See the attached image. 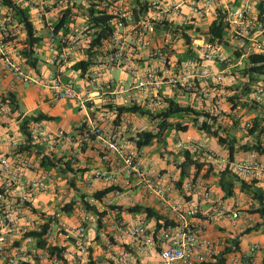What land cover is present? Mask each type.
I'll use <instances>...</instances> for the list:
<instances>
[{
    "label": "built area",
    "instance_id": "obj_1",
    "mask_svg": "<svg viewBox=\"0 0 264 264\" xmlns=\"http://www.w3.org/2000/svg\"><path fill=\"white\" fill-rule=\"evenodd\" d=\"M248 1L241 8L223 11L227 31L228 34H232L234 44L243 46L245 40H248L251 49L257 53H264V39H257L259 35H264V23L255 18L252 6L253 2L261 0ZM12 2L18 6L34 8L30 0H12ZM122 2L123 0H96L93 5L97 11L112 17L111 24L114 31L99 49L104 52V56L101 61L95 63L96 69L89 72L88 90H79L73 81H65L63 75L66 65L74 54L81 49L89 48L91 41L87 42L84 35L65 36L56 31L53 23L48 24L49 48L52 54L51 64L56 70L46 77H35L29 71L17 68L11 61L9 50L15 47L21 25L13 16L0 18V58L5 63V72L28 84L43 83L51 89L53 99L76 101L82 109H87L88 104L94 103L96 97H109L112 101L128 90H136L140 93L132 97V105L151 112H157L165 106V99L160 93L163 87H168L176 93L196 94L202 101L208 102L204 111L216 118L214 126L221 127L222 135H225L226 130L241 129L253 139L251 144L257 145L259 149L245 151L243 157H239L236 151L234 159H231L227 147H224L227 153L220 154L203 143L177 141L174 146L175 151L183 159L186 152L190 153L204 164L203 169L213 177H221L223 172L229 171L237 179L251 184L253 189L264 193V125L262 123L263 128L251 135L249 132L253 129V118L244 120L240 114L245 106L262 104L264 78L234 108V104L228 99L236 91L202 85L210 82L220 84L228 71L213 72L210 68L202 66L201 61L226 63L228 68H231L229 58L223 55L220 46L209 43L195 45L199 49L197 60L178 61L175 72L167 71V68L174 65L169 53L174 51L175 43L182 37L180 33H176L178 27L173 29V25L164 22L161 18L168 13L181 15L183 10L181 5L164 0H151L150 4L139 3L133 10L123 7ZM216 2L217 0H187L186 9L189 17L186 21L192 30L196 32L202 29L209 11ZM39 10L41 17H46L49 13L45 5ZM166 25L169 26V30H165ZM157 26L163 29L164 36L161 38V43L153 48L152 34L155 33ZM57 41L60 42L61 47H58ZM142 59L146 64L142 69L137 70L135 61ZM115 69H123L131 74L133 82L128 90L119 83L113 86V81L106 83L105 86L98 84L103 76ZM150 121L155 131L159 120ZM139 132L142 131L137 129L133 135ZM256 137L259 138V143ZM63 140L78 147L102 141L103 159L109 163L110 170L104 173L96 172L94 177L109 184L113 188L115 197L127 196L123 188H139L143 193L155 197L160 202L164 214L174 222V225L158 230L145 222L130 224L107 214L101 217L95 215L107 229H100L99 235L92 238L88 225L92 222L95 212L83 207L79 211V223L76 226L58 225L56 229L51 227L46 236L48 246L60 247L52 243L55 237L74 242L76 252L73 256V264H91L90 254L94 240H99L100 246L111 256L113 264H138L132 253L126 251L127 245L144 257H158L159 264H219L220 244L208 236L209 223L225 217L233 227L241 229L243 233L256 227L258 222L264 225V218L253 213L260 208V204L252 197L253 204L244 209L217 199L213 200L211 208L205 212L198 204L192 205L185 198L180 204H174V196L179 191V174H167L165 180V176L154 174L145 168L140 162L141 150L138 149L136 142L121 133L106 132L101 118H84L77 125L75 135L59 131L56 134L49 133L45 138L52 149L58 147ZM24 144L25 142L17 141L14 142L15 148L12 150L0 149V264H66L57 255H51L47 249L38 248L37 241L29 235L45 221L32 216L33 197L35 194L47 191L52 177L41 174L30 181L27 180L26 173L36 171L37 166L26 151H20L19 148ZM182 162L178 164V168ZM73 163L77 164L74 159ZM237 185L241 188L240 183ZM182 188L186 195H191L197 188H201L204 200L210 201L214 198L212 183L199 180L196 171L190 173L184 180ZM243 192L248 194L249 191L243 190ZM89 203L97 208L96 199H92ZM98 212L106 213L104 208ZM62 213H57L56 217L60 219ZM201 217H204V220ZM233 246V253H228L230 260L222 264H258L257 255L261 251L259 244H252L247 251L241 253L237 251V246ZM64 259L67 261L65 253Z\"/></svg>",
    "mask_w": 264,
    "mask_h": 264
},
{
    "label": "crops",
    "instance_id": "obj_2",
    "mask_svg": "<svg viewBox=\"0 0 264 264\" xmlns=\"http://www.w3.org/2000/svg\"><path fill=\"white\" fill-rule=\"evenodd\" d=\"M34 5V8L21 5V7L29 8L31 21L34 25L36 31V36L41 40L40 46L37 48V54L39 58L38 70L33 69L28 63L27 59L24 57L22 51L25 48V40L27 38L26 32L23 27L20 26L17 35V41L15 47H11L9 50L12 63L20 69H25L29 71L33 76L46 77L48 74L54 72L56 67L51 64L52 54L50 52V28L49 23H53L55 26L60 22L65 10L67 8L72 9L71 21L68 25L70 33L69 36L80 37L84 35L87 42L91 41L93 32L88 30L89 17L88 11L93 7L96 0H30ZM151 0H123V7L127 9H133L139 3L143 2L150 4ZM172 4H179L183 8L182 14L177 15L175 13H168L164 15L162 20L168 22L174 27L179 26H189L187 24V18L189 17L187 7V0H164ZM149 2V3H148ZM248 0H217L216 4L208 13L207 18L202 26V29L198 31L190 30L189 34L191 37V42L194 49V54L191 57L185 58L187 54V44L185 39L181 38L175 43V49L173 52L169 53L172 62H174L173 67L167 68L169 73L175 72L178 68V61L184 62L187 59L198 58V50L195 45L208 44L207 33L210 25L216 19V14L223 12L226 9H237L245 6ZM264 2L261 0L259 2H253V10L255 18H260V10L258 6ZM45 5L49 11L46 17H41L40 8ZM8 16H13V12L7 6H4L0 1V18H5ZM158 20V19H157ZM63 33L64 31H60ZM164 31L161 27L157 26L156 31L152 34V47L158 46L163 38ZM228 39H231V44L235 45L232 40V34H228ZM258 40H263L264 35H259ZM250 47V44L248 45ZM87 49H81L76 52L71 59V61L66 65V71L63 75L65 81H73L76 87L81 91L88 90L89 82V72H93L95 68V63L101 61L104 56L102 50H98L97 54L92 58V66L89 68L86 74H82L80 71L74 70L72 67L78 62L86 61L89 59L87 55ZM221 52L224 56L229 58L231 68L228 65L221 62H215L211 60L201 61V65L210 68L213 72L225 71L228 73L226 77L223 78L220 84L203 83V86L217 87L220 89H228L236 85H241L242 83L248 82V78H241V73H237L241 68L245 67L243 59L237 62H231L230 56L232 51H229L222 46H220ZM147 57V56H146ZM246 57V55H244ZM181 60V61H180ZM136 68L137 70L142 69L146 62L142 60H137ZM151 63V62H150ZM152 64V63H151ZM155 64V63H154ZM224 65L226 67H224ZM5 63L0 58V95L8 94L10 92L14 93L20 105V110L16 113H10V110L6 106L0 104V149L3 151L12 150L15 148L14 142L22 141L26 142V138L20 130L21 118L25 116L37 115L39 113L51 117V121H42L40 123H33L31 125V130L33 133V149L32 151H26L29 158L37 166L36 171H29L26 173V178L28 181L34 179L36 176L41 174H48L51 178L49 188L46 192L35 194L33 197L32 216L35 219L45 220L48 217H55L52 228L56 229L58 225L65 226H76L79 223V211L83 208L82 196H87V201H91L93 195L98 191H103L108 188H112L109 184L105 183L103 180L96 179L94 177L96 172H108L110 170V165L107 163L103 156L101 148L103 147V142L99 141L92 145L86 146L85 150L83 147H78L74 143H70L66 140L61 141L60 145L54 149L45 141V138L49 133H58L59 131H64L66 134L75 135L76 127L81 120L86 117L90 119L101 118L104 121V128L106 132L111 133H121L127 138L133 136V132L138 129V131L153 130L150 118L143 117L138 114H124L118 118L117 107L119 106H129L132 105V97L140 95L136 90H128L129 85L132 84L133 78L131 74L123 69H115L109 74L103 76L98 84L106 85V83H113L116 86L118 83L125 87L128 92L115 97L112 101L109 97H96L94 103L88 104L87 109H82L76 101L71 100H55L53 99L51 89L45 86L43 83L28 84L16 79L11 73L5 72ZM114 71H120V78L116 80L113 76ZM142 72V71H141ZM262 79V78H261ZM257 83H254L250 88H255ZM243 90V87H242ZM160 93L166 98H177V100L185 106H192L196 110H205L208 102L202 101L196 94L192 93H176L168 87H163ZM78 111V113L75 112ZM259 111L260 116L264 117V105L261 104L257 106V109L253 107H244V110L240 112L241 117L244 120L249 118H255L259 116L252 113V111ZM189 129L186 132H179L176 130H171L166 134V142L164 146V152L160 153L157 161L154 162V167L150 166L147 162L146 156L151 154V145L142 149L140 152V162L142 165L151 170L154 174H161L167 178V174H179L180 170L178 164L184 161L183 157L175 151V144L177 141H193L199 142L206 145V147L212 149L213 151L225 154L227 153L225 148L218 144L217 140L207 133L200 131L193 124V119L188 116ZM171 121H177L171 120ZM264 125V122H263ZM183 135V136H182ZM225 135L234 136L238 142L237 153L239 157L245 156V151L242 147L245 144H251L253 139L249 137L241 129H231L226 130ZM38 146L41 147V151L47 155L53 154L57 158L67 157L68 159H74L77 164L75 167L80 169H87L85 173H79L76 176L75 187L70 188L68 184V178L71 176L69 174H63L58 172V168L52 170H46L41 167V158L38 152ZM152 160V159H150ZM157 163H161L158 165ZM152 167V168H151ZM191 173H195V169L192 168ZM197 178L203 181H209L212 183V190L214 193V198L210 201L203 199V190L197 188L191 195H186L182 191H178L177 195L174 196V204H180V202L185 198V200L192 205L198 204L203 212L209 210L212 206L213 200H224L239 207L241 209L249 207L253 204L251 196L240 188V185H236L235 194L232 198H225V193L220 186V177H213L211 173L205 171L204 169L197 174ZM179 190V189H178ZM123 191L127 193L126 197H115L113 191L108 193L102 201L97 200L98 211L105 209V214L110 217H117L121 220L126 221L130 224H137L139 222H145L153 229H159V225L163 221H167L170 225H174V222L164 214L161 209L160 202L153 196H149L143 193L139 188L125 189ZM75 202L74 210L70 215L64 214L61 211V207L64 205ZM134 206H144L155 209L164 217V220L158 221L156 218H149L146 213H131L125 209ZM57 213H62V217L58 219L56 217ZM104 214V215H105ZM93 215L92 222L88 225V230L92 238L99 235L100 229H107L106 225L97 220V217ZM204 220V217H201ZM169 225V226H170ZM264 227V226H263ZM259 230H254L251 232H244L241 229L233 227L229 222L228 218H219L216 222L208 224V236L220 244L218 248V258L221 261L223 257L225 263L230 260V254L223 256V252L226 248H233L232 240L238 241V252H245L249 249L252 244H259L261 246V251L257 255L258 264H264V237L262 242L255 241L252 239L253 233H260ZM55 237V236H54ZM54 244H58L60 247L65 249V256L67 257L66 264H73V256L75 254V245L73 241H64L59 237H55ZM36 248V247H35ZM126 251L132 253L138 264H159L160 259L156 256L144 257L136 253L135 250L131 249L129 245L126 246ZM233 253V252H232ZM36 258V257H35ZM91 264H113V260L110 255H108L102 246H100L99 240L93 241L90 254Z\"/></svg>",
    "mask_w": 264,
    "mask_h": 264
},
{
    "label": "trees",
    "instance_id": "obj_3",
    "mask_svg": "<svg viewBox=\"0 0 264 264\" xmlns=\"http://www.w3.org/2000/svg\"><path fill=\"white\" fill-rule=\"evenodd\" d=\"M4 6L10 8L13 12V18L15 21L23 27V30L27 34V38L25 40V48L22 51L24 57L27 59V63L35 70H38L39 58L37 54V48L41 44V40L36 36V31L34 29V25L31 21L30 9L24 8L16 5L12 0H0ZM260 10V18L259 21L264 23V2H262L258 6ZM135 15H138L135 13ZM72 17V9L67 8L60 20V22L56 25V31H64L63 34L67 36L70 31L68 29V25L71 21ZM89 17V26L88 30L92 31V38L87 49V55L89 57L86 61H81L73 65V69L76 71H80L82 74H86L89 68L92 66V58L97 54V51L104 45V42L107 41L113 34L114 27L111 24V16L102 14L97 11L95 7H91L88 11ZM225 13L219 12L218 17L212 22L209 27L207 33V42L213 46H222L223 48L232 51V55L230 56L231 62H237L238 60L243 59L245 63V72L246 77L248 78V82L242 83L241 85H236L234 87L228 88L229 91H236L235 94L230 97L229 102L234 104V108L240 104L242 98H244L250 92V86L254 83L261 81L264 78V53H257L251 47H249V41L245 40L243 46L240 45H232L231 39H228V31L227 25L224 21ZM165 30H169V26ZM176 29V33H180L181 37L185 39L187 44V54L185 58L191 57L194 54L193 45L191 42V37L188 31L192 30L191 26H182ZM58 47L60 46V42L57 41ZM246 55V57H244ZM181 61V60H180ZM226 64V63H225ZM224 67H226L224 65ZM262 78V79H261ZM243 87V90H242ZM243 91V92H242ZM165 106L161 110L157 112L147 111L142 109L136 105L129 106H119L117 107L118 118H120L124 114H138L140 116H145L150 118V120H159L157 123L155 131H142L130 137L131 140L135 141L139 150H142L150 145H152L155 141H164L166 138V134L171 130H176L179 132H186L189 129V126L182 123L181 121H171L176 119H182L185 116H191L193 119V124L200 131H203L215 138L219 145L223 147H227L229 149L231 159H234V155L238 148V142L236 141L234 136L231 135H222L221 127H215L214 123L216 122L215 117H211L209 113L204 110H196L192 106L182 105L177 98H166L164 100ZM0 104L2 106H6L10 113H16L20 110V105L18 102L17 96L10 92L8 94L0 95ZM257 104L254 105V108L257 109ZM21 124L20 130L26 138V142L19 149L20 151H32L33 149V133L31 130V125L33 123H40L42 121H51L53 120L51 117L44 114H37L31 116L20 117ZM212 121V123H211ZM264 122V117L256 116L253 118V129L250 130V134L253 135L263 128L262 123ZM257 142L260 140L256 137ZM86 146H83V150H85ZM38 154L41 156V167L46 170H52L58 168V172L63 174L71 175L68 178V184L70 188L75 187L76 176L79 173H85L87 169H80L75 167V163H73V159H68L67 157L57 158L53 154L47 155L41 151V147L38 146ZM244 151H250L254 149H259L257 145L245 144L240 147ZM204 167V164L195 159L194 156L190 155V153H185L184 161L179 165L180 169V181L178 184L179 191L183 192V182L190 175L192 168L195 169L196 175L199 174ZM240 183L242 190L249 191L248 194L251 195L253 200L259 202L260 208L253 211L255 214H259L264 218V193L260 190L253 189L251 184H248L245 181H241L237 179L232 173L229 171L223 172L220 177V186L225 193V198H229L234 196L236 185ZM113 188H108L103 191H98L93 195V198L99 201H102L103 198L110 193ZM90 201H87V196H82V204L88 210L95 212L98 216H103L105 213H99L95 206L90 205ZM75 202H70L63 207H61V211L67 215H70L75 206ZM131 213H146L149 218H156L158 221L164 220V217L159 214L158 211L152 209L150 207L144 206H134L125 209ZM54 221H56L55 217L45 218L44 223L36 230H33L29 235L33 237L37 241V247L41 249H47L51 255H57L60 259H64L65 249L56 246H48L46 241V236L49 233ZM100 221V219H99ZM101 222V221H100ZM163 224L159 225V229L163 227L166 228L170 224L165 220ZM263 223H259L253 229H248L247 232H251L254 230H259L263 227ZM232 244L238 246L239 242L232 240ZM232 252V248H226L223 252V256ZM224 258H221L219 264L224 262Z\"/></svg>",
    "mask_w": 264,
    "mask_h": 264
},
{
    "label": "rangeland",
    "instance_id": "obj_4",
    "mask_svg": "<svg viewBox=\"0 0 264 264\" xmlns=\"http://www.w3.org/2000/svg\"><path fill=\"white\" fill-rule=\"evenodd\" d=\"M245 68H241L239 71H237V73H241L240 77L241 78H245L247 75H246V72H245ZM113 76L116 80H119L120 78V71H114L113 72ZM264 97V95H263ZM262 104L264 105V100L262 102ZM76 113H78L77 110H75ZM252 113L254 114H257V115H261L259 111L255 110V111H252ZM191 119L189 118L188 116H185L183 117L182 119H177L179 121H181L182 123L186 124V122H188V120ZM193 124V123H191ZM194 125V124H193ZM189 126V125H188ZM196 127V126H195ZM183 136V135H182ZM166 138L164 141H155L152 145H151V154L149 153V155L146 156V159L148 160L147 162H149L147 165L148 167L150 166H153L154 167V162L157 161V158L159 156L160 153L164 152V146L166 145L165 142H166ZM152 159V160H150ZM158 165H161V163H157ZM152 168V167H151ZM261 232L260 233H253L252 235V239L255 240V241H260L262 242V238L264 237V227L260 230Z\"/></svg>",
    "mask_w": 264,
    "mask_h": 264
}]
</instances>
